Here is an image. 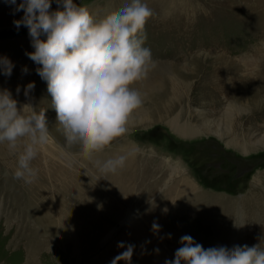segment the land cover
<instances>
[{
  "label": "rangeland",
  "instance_id": "1",
  "mask_svg": "<svg viewBox=\"0 0 264 264\" xmlns=\"http://www.w3.org/2000/svg\"><path fill=\"white\" fill-rule=\"evenodd\" d=\"M18 1L0 0V51L9 54L0 60L12 68L14 60L35 55V63L50 67L48 106L69 134L64 145L71 133L91 146L103 137L94 131V140L78 116L82 103L91 112L97 103L122 109L133 97L130 116L117 121V130L146 149L142 157L153 153L152 166L156 155L172 162L165 161L163 189L132 208L144 217L166 187L177 188L180 178L170 180L176 164L204 199L196 206L231 202L233 212L218 229L219 217L211 225L205 220L209 212L176 213L177 197L166 215L164 234H176L167 237L169 248L176 253L177 242H187L199 252L200 264H264V219H254L250 208L256 199L264 209V0ZM44 20L47 38L39 47ZM171 121L198 132L182 137ZM230 140L238 144L228 146ZM7 176L0 171V183ZM23 225L13 201L0 196V246L5 234L19 233ZM217 233L226 236L222 248L213 243ZM1 247L0 264H23ZM47 256L40 264H74Z\"/></svg>",
  "mask_w": 264,
  "mask_h": 264
},
{
  "label": "bare ground",
  "instance_id": "2",
  "mask_svg": "<svg viewBox=\"0 0 264 264\" xmlns=\"http://www.w3.org/2000/svg\"><path fill=\"white\" fill-rule=\"evenodd\" d=\"M18 3L25 5L23 0ZM48 23L44 20L41 25L39 47L47 38ZM8 56L0 51V59ZM32 57V61L14 60L12 68L0 60V171L8 173L0 183V196L13 201L25 224L21 232L4 235L2 254L16 256L23 264H40L47 255H59L74 264H200L199 252L187 242L178 241L176 253L167 245V237L176 235L164 234L169 228L170 204L181 196L175 212L187 216L209 212L205 220L211 225L219 217L218 229L231 219L233 204L199 208L196 203L204 199L194 194V182L172 164L170 180L180 178V184L166 187L162 197L140 216L132 205L161 187L165 161L171 164L172 157L156 155L158 163L152 166L153 151L144 158L140 152L147 153L146 149H138L128 138L123 140L117 121L129 115L134 98L128 97L122 109L97 103L92 112L82 103L78 116L94 140L103 137L91 146L71 133L65 146L69 134L48 106L47 96L53 90L47 79L50 67L35 63ZM171 126L182 137L198 132L174 121ZM94 131H100L98 137ZM230 144L238 143L230 140ZM242 149L247 154L246 146ZM157 173L161 175L154 178ZM140 190L147 193L137 196ZM253 200L256 206L250 208L256 213L252 217L264 219V209ZM213 241L220 248L227 242L221 233ZM84 255L91 260L85 261Z\"/></svg>",
  "mask_w": 264,
  "mask_h": 264
},
{
  "label": "water",
  "instance_id": "3",
  "mask_svg": "<svg viewBox=\"0 0 264 264\" xmlns=\"http://www.w3.org/2000/svg\"><path fill=\"white\" fill-rule=\"evenodd\" d=\"M12 30V29H11ZM10 32V30H8V32L6 33V34H8ZM0 35H1V33H0Z\"/></svg>",
  "mask_w": 264,
  "mask_h": 264
}]
</instances>
